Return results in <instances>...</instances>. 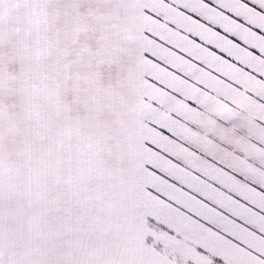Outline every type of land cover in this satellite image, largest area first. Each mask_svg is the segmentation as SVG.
I'll use <instances>...</instances> for the list:
<instances>
[{
    "label": "snow or ice",
    "instance_id": "obj_1",
    "mask_svg": "<svg viewBox=\"0 0 264 264\" xmlns=\"http://www.w3.org/2000/svg\"><path fill=\"white\" fill-rule=\"evenodd\" d=\"M0 264H264V0H0Z\"/></svg>",
    "mask_w": 264,
    "mask_h": 264
}]
</instances>
